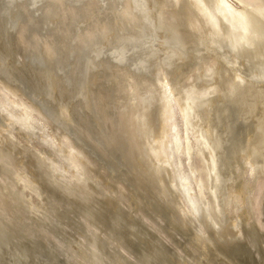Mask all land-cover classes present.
<instances>
[{
    "label": "bare ground",
    "instance_id": "bare-ground-1",
    "mask_svg": "<svg viewBox=\"0 0 264 264\" xmlns=\"http://www.w3.org/2000/svg\"><path fill=\"white\" fill-rule=\"evenodd\" d=\"M15 80L18 85L14 83ZM0 134L3 139L10 142H14L12 138L19 136L24 139L23 141L32 143L37 155L35 157L37 164L34 162L36 168H40L38 165L43 164L46 170L44 173L42 169L41 175L44 177V174H48L46 178L52 179L51 182L53 180L57 182L58 184L53 181L54 184L60 185L65 197L69 196L68 192L76 191L77 197L71 199L79 206L82 205L86 211L85 206L91 208L88 204H91L92 199H87L85 196L93 192L94 189L91 187L95 183V178L103 182V184L97 182L96 185L105 187L108 186L105 184L107 179L105 177L108 175L106 168L100 166V169L97 168L98 161H94L88 154L89 151L88 153L87 150L85 151L82 143L85 148L88 145L89 148L93 147V152H96L94 154L102 153L99 156L100 160L103 158L102 155L105 156L104 159L106 158L105 152L113 156L110 150L112 152L121 150L126 153L127 157L121 159L123 161L120 160L123 153L120 152V157L117 156L121 162L116 158L118 163L113 166L115 169L117 164L118 166L125 164L123 162L128 156L132 158V164L129 162L133 165H129L132 169H125L127 174L121 170V174L124 177L129 173H133L130 177L140 172L141 176L145 174L147 178H144V175L142 177L146 179L145 185L150 183L148 187H156L154 193L145 188L146 191L152 193L153 197L159 195L161 198L164 197L162 200L165 199L166 204L172 209L171 216L174 215L180 225H183L182 227L186 225L193 229L192 232L190 228L185 227L192 232L190 235L188 231L190 236L187 237L193 239L189 241H195L196 245L198 243L201 245L204 241L206 243L208 239L203 237L206 232L210 233L207 238L212 236V232L220 235L218 237L222 240L224 236L222 233L219 234L221 231H224L223 234L227 232V237L234 233V237L229 236L230 239L238 237L247 224V219H243L242 214L251 215L255 225L258 226L253 225V230L263 229L260 232L264 235L262 220L264 219L262 218L264 217V0H0ZM2 143L0 145L3 146ZM7 143L5 145L8 146ZM19 144L17 143V146ZM13 145L15 144H10L12 151L17 149L20 152V149H23L21 153H24L27 149L24 147L25 144L24 148L21 145L18 146L21 148L16 146L15 149H12ZM28 153L31 155V152ZM110 156L107 157L108 160H111ZM112 158L116 160L115 157ZM4 159L12 162L11 158L4 156ZM4 159L2 158L5 162ZM104 159L101 162L105 161ZM128 159L126 164L130 161ZM24 163L13 166L14 168L19 166L20 170L24 167L26 170L30 166L32 168L30 165L32 162L27 164L26 161V165ZM113 167L110 166L112 169ZM86 168H91L90 170L95 172L96 175L92 174V171L90 173L91 176H95H92L94 179L89 176L90 170ZM25 169L14 172L15 175L10 173V170L9 173L16 177L15 182L21 185L23 192L28 191L26 193L31 196L30 198L38 196L42 192L36 187L39 175L35 176L34 171L31 174ZM113 176L115 177L116 174ZM126 177L124 180L127 179ZM148 177H151V181L154 180L155 186L148 181ZM49 179L47 180L50 182ZM137 179L136 182L139 181ZM90 182H93L92 185ZM5 187L4 185L3 188ZM85 187L92 189L88 195V191L87 193L84 191ZM140 188L138 189L141 191L144 187ZM53 191L55 193V190ZM155 192L158 193L157 196H154ZM80 195L84 199H80ZM149 196L146 198L148 199ZM39 197L42 199L41 196ZM126 197H130L129 194H126ZM68 198L67 200L70 201V197ZM85 200L87 203L84 202ZM95 200L93 199L94 202ZM113 201L112 203L116 200ZM29 202L34 206L31 200ZM106 203L105 205H108ZM121 204L118 203V206ZM161 205L163 208L167 206L164 207L162 202ZM75 206L73 207L77 208ZM139 207L143 208V206ZM11 209L7 210L12 211ZM67 210L66 208L65 211ZM131 210L129 209V213ZM165 210L163 215L167 217L168 210ZM35 211L37 212V207ZM75 211L78 212L79 209ZM72 212L73 210L71 214ZM79 212L84 216L83 211ZM96 213L98 214L99 211ZM81 218L83 217L80 216ZM105 219L107 221L108 217ZM83 222L78 224L82 225ZM172 222L170 223L173 226ZM242 225L243 229H241ZM119 233L121 234V231ZM211 241L207 243L211 245ZM4 247L6 248V245ZM117 247L116 249L119 248ZM205 249L207 251L209 247ZM147 256L145 257L149 258ZM161 256L162 253L158 257ZM189 257L191 260V256ZM183 260L185 262V259ZM69 261L70 259L66 263Z\"/></svg>",
    "mask_w": 264,
    "mask_h": 264
},
{
    "label": "rangeland",
    "instance_id": "rangeland-1",
    "mask_svg": "<svg viewBox=\"0 0 264 264\" xmlns=\"http://www.w3.org/2000/svg\"><path fill=\"white\" fill-rule=\"evenodd\" d=\"M14 83L15 84H17V82H16V80L14 81ZM18 85V84H17ZM2 134H4V133H2ZM2 135L0 134V137H1ZM3 137V136H2ZM0 138L2 141H6L5 143H2V141L0 140V142L3 144V146L2 145H0V146H2V147H0V156H2V157H0L1 159L0 160H2V158L4 159V156H5V158H11V160H12V162L10 161V160H5V162L2 160L1 161V163H0V182H2V183H0V198H1V200H0V227H2L1 229H0V264H38V260H39V264H46V262H47V264H73V262H74V264H88L89 262V264H116L117 262V264H136V262H137V264H149L148 262H151L150 264H163V262L164 263H166V264H193V262L195 263V264H232L233 262V264H264V262H263V259H264V245H263V243H264V235L260 232V231H262V230H257V231H255V228H254V230H253V228L252 227H254L253 225H255L256 223L253 221V219H252V216L251 215H245V214H242V218L243 219H247L246 221H247V224L246 225H244V226H246L245 228L243 227V225L241 226V229H243V231L241 230V233L239 234V236L238 237H236V238H233V239H230V237H232V235H233V237H234V233H229L228 235L230 236H228L227 237V235H226V233L227 232H225L224 234H223V232L224 231H221L219 234H221L222 233V235L224 236V237H222V240H220L221 239V237H218V236H220V235H216V234H214V233H212L210 230V232H211V235L212 236H210L211 237V240H213V239H216V240H218V241H215L214 242V240L213 241H211V240H209V238H207L208 237V235H210V233L209 232H206L205 234H203V237H204V239H205V237H206V239H208L207 241H206V243L208 242V241H211L210 242V244L211 245H213V246H211V245H209L208 243V245L206 246V243H205V241L203 242V243H201V245H199V243L196 245V243H195V241L194 242H191V241H193V239H191L190 237H187V235L188 236H190V235H192V230L193 229H191L190 227H188V226H184V227H182L181 225H180V222L174 217V215L173 216H171L172 215V209L166 204V200L165 199H163L162 200V198H164V197H162L161 198V195H159V197L157 196V194L158 193H156L155 192V194H154V196L156 195L157 197H153L152 196V193L150 194L149 192H147V191H150V192H153L154 193V189L156 188V187H148V185L150 184V183H148V181H151V177H148V181H146V183H148L147 185H145V180L146 179H142V177H143V175H144V178H147L146 177V175L145 174H143L142 176H141V172L137 175V174H134V176L132 175V177H130L131 176V174H133V173H129L128 175H127V177H126V175H125V177L127 178V179H125L124 180V175H122L121 173V170L122 171H124V172H126V174H127V168H129L128 170H131L132 169V167L131 166H133V165H131L132 163H131V159H130V157L128 156V158L130 159V161H127V163L128 164H126V160L128 159H125L124 161L125 162H123V163H125V164H123L122 166H123V168H122V166H118V164H117V166H116V169H115V167H113L114 165H115V163H118L121 159H123V157L125 158V157H127V155H126V153H123V152H121V150L119 151H113L112 152V150H110L111 151V153H113V156H110L109 154H106V153H108V152H105V154L104 155H107L106 156V158L108 157V156H110L111 157V160H110V162L112 163H110L109 162V160H108V158H107V160H106V158L104 159V157L105 156H101V157H103V158H101V160H105V161H102L101 162V160H100V158H99V156L102 154V153H98L97 152V155L96 154H94V153H96V152H93V147H90L89 148V145H88V147L86 146V148H85V146H84V143H82V146H83V148L85 149V151L88 153V151H89V155H91V157L94 159V161H98V162H96L97 163V168L98 169H100L101 167L103 168V169H105L106 171H107V177H105V179H106V181H105V179H104V181L106 182L105 184L106 185H108V186H110L109 188H105V187H108V186H103L102 185V187H101V185L99 184V185H96L95 183H102L103 184V182L102 181H100L99 180V178H95V183L92 185V183H91V185L93 186V187H91V188H93L94 190H93V192L95 193H91V190L92 189H90V187H89V189L87 190L88 191V193L87 192H85V193H87V195L89 194V193H91L89 196H85V195H83V196H85V197H87V199L88 198H90V200H91V204H88V205H91L90 207L91 208H89V206H85L86 207V209H87V211L85 210V209H83L84 207L82 206V205H80L79 206V204H76L75 203V200H73L72 201V199H74V198H72L71 199V197L70 196H66L65 197V194L63 195V189H61V187H60V185L58 186L57 184V182H55L54 180V182L55 183H57V184H54V182L52 181L51 182V180L52 179H49V178H46V177H48V174H44V177H43V175H41L42 174V172L44 171V173H45V167L44 166H42V165H38L40 168H41V172L39 171V169L40 168H36L37 167V165H35V163L37 164V162H36V159H35V157L37 156L35 153V150H34V148L32 147V143L31 144H29L28 142H26V141H23L19 136H16L15 137V139H13L12 138V140H14V142L12 141V142H10V141H8L7 139L5 140V139H3V138ZM19 138L23 141H21V140H19ZM19 140V141H18ZM15 141H16V143H15ZM18 141V142H17ZM8 142V143H7ZM9 142H10V144L12 145V143H14L15 145H13V147H12V149H15V147L17 146V143L19 144L18 146H21L22 148H24L25 147V149L26 150H29V151H26L25 150V154L22 152L21 153V151L23 150V149H20V152L17 150V149H15V150H13L14 151V155H13V151L12 150H10L11 149V146H10V144H9ZM0 143V144H1ZM8 144V146L7 145H5V144ZM24 144H25V146H24ZM28 144V145H27ZM81 144V143H80ZM31 145V146H30ZM86 145V144H85ZM17 146V147H18ZM24 146V147H23ZM6 147V148H5ZM9 149H8V148ZM16 147V148H17ZM21 147H18V148H21ZM2 148V149H1ZM88 148V149H87ZM17 151H18V153H17ZM24 151V150H23ZM107 151H109V149L107 150ZM110 151H109V153H110ZM5 152H7V153H5ZM12 152V153H11ZM27 152V153H26ZM28 152H31V155H29L30 153H28ZM93 152V153H92ZM119 152V153H118ZM123 153V155H121V153ZM11 153V155L13 156H11V155H9ZM15 153H17V154H15ZM19 153H21L20 155H21V157H20V155H18ZM32 153L34 154V156H32ZM110 153V154H111ZM116 153H118V155H116ZM5 154V155H4ZM6 154H8V155H6ZM23 154V155H22ZM25 155V156H24ZM115 155V156H114ZM119 155H121V158H120V160H119ZM125 155V156H124ZM8 156V157H7ZM9 156H11V157H9ZM15 156H17V157H15ZM94 156V157H93ZM98 156V157H97ZM117 156H119L118 158H117ZM33 157V158H32ZM109 157V158H110ZM112 157H115V159L117 158L118 159V162H117V159L116 160H113L114 158H112ZM28 158V159H27ZM16 161H15V160ZM17 159H19V160H17ZM21 159H23V160H21ZM25 159H26V161H27V164L29 163V160L32 162H30L29 164L30 165H32V168L34 169H32L31 168V166L28 168V170H26L25 169V167L23 168V169H25V171L27 172H31V174H32V172H33V174H35V176L36 175H39V178H38V176H37V184L39 185H36V187L37 188H39V189H41L40 191H42L41 192V194L38 192V190H37V192L39 193V195L38 196H34V197H32V198H30L31 196H29L28 195V193H26V192H28V191H25V192H23L22 191V189H21V185H19L18 183H16L15 182V173L16 172H19V166L18 167H15L14 168V166H16V165H20V164H18V163H26V161H25ZM33 159V160H32ZM128 159V160H129ZM14 160V161H13ZM6 161H8L9 162V164H8V162H7V164L9 165H7V164H3V163H6ZM22 161V162H21ZM115 161V162H114ZM121 161H123V160H121ZM120 161V162H121ZM10 162H11V164H10ZM35 162V163H34ZM101 162V163H100ZM131 164H130V163ZM24 163V164H25ZM39 163V164H40ZM133 163H135V162H133ZM1 164H3V165H1ZM13 164H14V166H13ZM104 164V165H103ZM26 165V164H25ZM125 165H126V168H125ZM129 165H131V166H129ZM3 166H5L7 169H5V167L3 168ZM27 166H29V165H27ZM99 166H100V168H99ZM110 166L111 167H113V169L112 168H110ZM128 166V167H127ZM88 167V166H87ZM109 167V168H108ZM119 169H118V168ZM3 168V169H2ZM35 168H36V170H37V172H36V170H35ZM108 168V169H107ZM121 168V169H120ZM14 169V170H13ZM17 169H18V171H17ZM23 169H21L20 171H22ZM32 169V171H30ZM42 169H44L43 171H42ZM86 169H88V170H90L89 168H86ZM97 169V170H98ZM102 169V170H103ZM126 169V170H125ZM2 170V171H1ZM9 170H10V173H12V174H14L13 176H12V174H10L9 173ZM87 170V171H88ZM8 172V174H7V172ZM39 171V172H38ZM91 171L92 170H90V172H89V174L91 173ZM109 171H111V172H109ZM113 171V172H112ZM5 173V175H7V176H5L3 173ZM15 172V173H14ZM93 173L92 174H94V175H96L95 174V172L94 171H92ZM100 171H98V173H99ZM36 173H40V174H36ZM109 173V174H108ZM110 173H113V174H110ZM117 173H119L118 175H117ZM88 174V175H89ZM116 174V176L114 177L113 175H115ZM41 175V176H40ZM45 175H47V176H45ZM94 175H92V176H94ZM121 177H120V176ZM135 175H137V177H138V179H137V177L135 176ZM91 178H93L92 176H91V174L89 175ZM118 176V180L120 181H116L117 179H116V177ZM139 176H141L140 177V179H139ZM10 177V178H9ZM41 177H43L44 179H46V181L42 178L41 179ZM95 177V176H94ZM102 177H103V175H102ZM135 177V178H134ZM109 178H110V180H109ZM10 181H9V180ZM47 179H49L50 180V182L47 180ZM94 179V178H93ZM97 179V180H96ZM112 179V180H111ZM123 179V180H122ZM136 179H137V181L138 182H136ZM142 179V180H141ZM40 180H43V181H40ZM128 180V181H127ZM132 180V181H131ZM48 181V182H47ZM112 181V182H111ZM115 181L117 182V183H115ZM141 181V182H140ZM11 182V183H10ZM40 184H39V183ZM42 182H44V183H42ZM132 182H135L134 184L132 183ZM152 183H153V185H154V180H152L151 181ZM10 183V184H9ZM12 183H14V185L12 184ZM54 185V186H52V184ZM108 183V184H107ZM114 183V184H113ZM118 183H121V185L123 186H121L120 184H118ZM128 185H127V184ZM132 185H131V184ZM144 183V184H143ZM3 184V185H2ZM18 184V185H17ZM43 184V185H42ZM138 184V185H137ZM142 184V185H141ZM4 185L6 186L5 187V189L3 188L4 187ZM11 185V186H10ZM50 185V186H49ZM117 185V186H116ZM118 185H120V186H118ZM137 185V186H136ZM152 185V184H151ZM150 185V186H151ZM42 186V188H40ZM56 186V187H55ZM99 186H100V188H99ZM139 186V187H138ZM142 186V188H143V190H139L138 188H140ZM146 186V187H145ZM155 186V185H154ZM17 187H20V188H17ZM35 187V188H36ZM45 187V188H44ZM105 189H104V188ZM111 187H113V188H111ZM121 187V189L119 190V188ZM134 187V188H133ZM148 187V188H147ZM3 188V189H2ZM9 188V189H8ZM54 188V189H53ZM104 189V191L106 192H104V191H102L103 189ZM124 188V189H123ZM147 189V191H146V189ZM150 188H152L151 190H153V191H151L150 190ZM16 189V190H15ZM55 190V193H54V191L53 190ZM59 189V190H58ZM97 189V190H96ZM102 189V190H101ZM107 189V190H106ZM109 189V190H108ZM128 189V190H127ZM135 189V190H134ZM137 189V190H136ZM141 189V188H140ZM17 190H18V192H17ZM51 190V191H50ZM57 190V191H56ZM89 190H90V192H89ZM101 190V191H100ZM125 190V191H124ZM132 190V191H131ZM4 191V192H3ZM8 191V192H7ZM16 191V192H15ZM48 191H49V193H48ZM98 191V192H97ZM99 191H100V193H99ZM108 191V192H107ZM121 191V192H120ZM129 191V192H128ZM140 191V192H139ZM146 191V193H144ZM11 192V193H10ZM20 192V194H18ZM23 192V193H22ZM110 192H112V194H110ZM116 194H115V193ZM123 192V193H122ZM127 192V193H126ZM132 192V193H131ZM134 192V193H133ZM141 192H142V194H141ZM1 193H3V194H1ZM10 193V194H9ZM15 193H16V195H15ZM47 193V194H46ZM56 193H58V194H56ZM81 193H83V190L81 191ZM114 193V194H113ZM120 193V194H119ZM129 194V196L131 197H126V194ZM136 193H137V195H136ZM8 196H7V195ZM13 194V195H12ZM23 194H25V195H23ZM49 194V195H48ZM102 194V195H101ZM132 194V195H131ZM135 196H134V195ZM145 194H146V196H145ZM150 196H149V195ZM6 195V196H5ZM12 197H11V196ZM22 195H23V197H22ZM61 195H63V196H61ZM92 195V196H91ZM96 195H98V196H100L101 198H99L98 196H96ZM104 195V196H103ZM116 195H117V197H116ZM140 195H143L142 197L140 196ZM15 196V197H14ZM18 196V197H17ZM39 196H41L42 197V199L39 197ZM96 196V197H95ZM102 196H103V198L105 199H103L102 198ZM128 196V195H127ZM149 196V198H150V200H149V198L147 199L146 197H148ZM36 197H38V198H40L41 199V201H39L38 200V198H36ZM65 197V198H64ZM68 197H70V201L69 200H67V199H69ZM80 197H82L81 195H80ZM91 197H93V198H91ZM135 197V198H134ZM141 197V198H140ZM3 198V199H2ZM13 198V199H12ZM30 198V199H29ZM96 198H99L98 200L96 199ZM127 198V199H126ZM154 198V199H153ZM37 199V200H36ZM64 199V200H63ZM65 199H66V201H65ZM81 199V198H80ZM84 199V198H83ZM93 199L95 200V202L93 201ZM101 199V201H99ZM111 199H114V201L116 202H114L113 200H111ZM118 199V200H117ZM122 199V201H120ZM139 201H138V200ZM141 199V200H140ZM144 199H145V201H144ZM152 199V200H151ZM156 199H158V200H156ZM8 200V201H7ZM17 200V201H16ZM20 200V201H19ZM22 200V201H21ZM28 200V201H27ZM32 201L33 202V205L35 206H32L30 203L31 202H29V201ZM34 200V201H33ZM49 200H50V202H49ZM108 200H109V202H108ZM129 200V201H128ZM155 200H156V202H155ZM11 201V202H10ZM18 201H19V203H18ZM26 203V204H24V202ZM39 201V202H38ZM46 201V202H45ZM64 201V202H63ZM93 201V202H92ZM98 201H99V203H98ZM102 201H104V202H102ZM112 201L115 203H112ZM133 201V202H132ZM149 201H151V202H149ZM11 204H10V203ZM16 202V203H15ZM22 202V203H21ZM27 202H28V204H27ZM49 202V203H48ZM69 202V203H68ZM107 202V203H106ZM121 202H123V204H121ZM147 202H149L148 204H147ZM157 202H159L158 203V205H160V207L162 206L161 205V202L163 203V205H164V207L166 206V208H163V206H162V209H160V207L156 204ZM54 203V204H53ZM70 203H72V204H70ZM92 203H95V204H92ZM98 203V204H97ZM101 203V204H100ZM105 203L106 204H108L109 205V203H110V206H114V208L117 210H115L114 211V208L113 207H111L110 208V206H108V205H105ZM118 203L119 204H121V205H119L118 206ZM51 204V206H49ZM68 204H70L69 205V207H68ZM112 204V205H111ZM132 204H134V205H132ZM166 204V205H165ZM9 205V206H8ZM12 205V206H11ZM20 205V207H18ZM28 205V206H27ZM36 205H38V206H36ZM55 205V206H54ZM67 205V206H66ZM75 205H77V206H75ZM124 205H126V206H124ZM148 205V206H147ZM152 206V208H151V206ZM153 205H154V207H153ZM157 205V206H156ZM17 206V207H16ZM30 206H32V208L30 207ZM70 206H72V207H70ZM73 206H75V207H77V208H74ZM82 206V207H81ZM94 206V208H92ZM108 208H106V207ZM130 208H129V207ZM133 206V207H132ZM139 206H143V208L142 207H139ZM36 207H37V212L35 211L36 210ZM50 209H49V208ZM57 207V208H56ZM64 207V208H63ZM98 208V209H95V208ZM101 207V208H100ZM105 207V208H104ZM122 207V208H121ZM124 207V208H123ZM127 207V208H126ZM157 207H159L158 209H157ZM168 207V208H167ZM11 208H15L14 210L13 209H11ZM29 208V209H28ZM39 208V209H38ZM42 208V209H41ZM66 208L68 209L67 211H65L66 210ZM69 208H71L72 210H73V214H71V209H69ZM89 208V209H88ZM131 210L130 211V213H129V209ZM146 208V209H145ZM170 208V209H169ZM7 209H11L12 211H10V210H7ZM23 211H22V210ZM54 209V210H53ZM77 209H79V211L81 210V211H83L84 212V216H82V214L78 211H75V210H77ZM92 209V210H91ZM94 209V210H93ZM102 209H103V211H102ZM127 209V210H126ZM150 211H149V210ZM168 210L169 212H171V214H168L169 212L167 211V217H166V215H163V214H165V212H164V210ZM16 210V211H15ZM17 210H18V213H17ZM20 210V211H19ZM35 211V212H31V211ZM53 210V211H52ZM56 210V211H55ZM63 210V211H62ZM99 211V213L102 211V214L100 213H96V212H98ZM120 210V212H118ZM139 210L141 211V212H139ZM160 210H162L161 212H160ZM165 210V211H166ZM27 211V212H26ZM47 211V212H46ZM61 213H60V212ZM89 211V212H88ZM123 211V212H122ZM19 212H20V214H19ZM22 212V213H21ZM87 212H88V214H87ZM93 212H94V214H93ZM112 212H114V214L112 213ZM128 212V213H127ZM148 212V213H147ZM150 212V213H149ZM4 213H6V214H4ZM29 213V214H28ZM53 213V214H52ZM87 215H86V214ZM107 213V214H106ZM3 214V215H2ZM18 214V215H17ZM54 214H57V215H54ZM66 214V215H65ZM77 214H79V215H77ZM81 214V215H80ZM116 214V215H115ZM148 214V215H147ZM2 215V216H1ZM5 215V216H4ZM19 215H21V216H19ZM42 215V216H41ZM60 215V216H59ZM64 215V216H63ZM68 215V216H67ZM71 215H72V218H70L71 217ZM73 215H75V216H73ZM92 215H94V218H96L97 216H99V215H101V216H99V217H97V219H94L93 217H92ZM103 215V216H102ZM112 215V216H111ZM150 215V216H149ZM8 216V217H7ZM55 218H54V217ZM62 216V217H61ZM80 216L81 217H83V218H81L80 219ZM87 216V217H86ZM91 216V217H90ZM114 216V217H113ZM118 216V217H117ZM125 216H127L126 218H125ZM145 216H146V218H145ZM169 216H171L170 217V219H167ZM52 217V218H51ZM56 217H58V218H56ZM62 219V220H64V221H62L60 218ZM78 217H79V219H78ZM90 219H89V218ZM101 217V219H99ZM107 218L108 217V220L107 221H105L106 219L105 218ZM109 217H110V219H109ZM173 217V218H172ZM91 218H93V220H95V221H93ZM135 218H137L136 219V221L134 220ZM149 218V219H148ZM155 218V219H154ZM173 219V222H172V219ZM175 218V219H174ZM250 218V219H249ZM262 218H264V217H262ZM11 219V220H10ZM82 219H84V220H82ZM87 221H86V220ZM124 219V220H123ZM141 219V220H140ZM159 219V220H158ZM167 221V223H166V221ZM4 220H6V221H4ZM98 220H100V221H98ZM101 220H104V222L102 221L101 222ZM114 220V221H113ZM122 220V221H121ZM138 220H139V222H138ZM169 220V221H168ZM171 220V221H170ZM178 221V223H174L175 221ZM249 220V221H248ZM263 220V223H264V219H262ZM13 221V222H12ZM57 223H56V222ZM59 221H60V223H59ZM77 221V222H76ZM80 221V222H79ZM84 221V222H83ZM88 221H89V223H88ZM108 221H110V222H108ZM118 221V222H117ZM9 224H8V223ZM52 222V223H51ZM83 222V227H82V225L81 224H78V223H82ZM86 222V223H85ZM94 222V223H93ZM99 222V223H98ZM115 222V223H114ZM170 222H172L173 223V226L171 225V223ZM50 223V224H49ZM54 223V224H53ZM67 224V225H65V224ZM98 223V224H97ZM112 223V224H111ZM123 223H124V225L127 227H125L124 225H123ZM128 223V224H127ZM148 223V224H147ZM6 224V225H5ZM11 224H12V226H11ZM70 226H69V225ZM85 224V225H84ZM100 224V225H99ZM111 224V225H110ZM114 224V225H113ZM134 224V225H133ZM142 224H143V227H142ZM176 226H175V225ZM182 224V223H181ZM42 225H44V226H42ZM56 225V226H55ZM64 225V226H63ZM104 225H106V227L104 226ZM108 225V226H107ZM118 225V226H117ZM129 225H131L130 227H129ZM137 225V226H136ZM155 225H156V227H155ZM179 225V227H177ZM57 226H58V228H57ZM63 226V227H62ZM74 226V227H73ZM78 226H81V227H78ZM88 226V227H87ZM95 226V227H94ZM102 226V227H101ZM104 226V227H103ZM111 226V227H110ZM112 226L114 227L113 229H112ZM116 226V227H115ZM122 226V227H121ZM148 226V227H147ZM251 226V227H250ZM17 227V228H16ZM45 227V228H44ZM52 227V228H51ZM55 227V228H54ZM66 227V228H65ZM101 227V228H100ZM140 227V228H139ZM142 227V228H141ZM146 227V228H145ZM158 227H160V228H158ZM183 228V230L185 231V232H183V230H182V228ZM188 227V228H190V230L192 231H189L188 229L186 230V228ZM255 227H258V226H256L255 225ZM264 227V226H263ZM9 228V229H8ZM71 228V229H70ZM73 228V229H72ZM83 228V229H82ZM95 228V229H94ZM102 228H104V229H106V230H104V229H102ZM109 228V230H107ZM126 229V231H125V229ZM135 228V229H134ZM167 228V229H166ZM169 228V229H168ZM179 228V229H178ZM45 229V230H44ZM84 229H86V230H84ZM92 229H94V232L93 231H91ZM120 229V230H119ZM123 230V232H122V230ZM131 230V231H128V230ZM142 229V230H141ZM147 229V230H146ZM149 229V230H148ZM258 229V228H257ZM56 230V231H55ZM61 230V231H60ZM67 230V231H66ZM77 230V231H76ZM96 230V231H95ZM99 230V231H98ZM111 230V231H110ZM134 230H136V231H134ZM172 230V231H171ZM174 230V231H173ZM244 230H246V232L244 231ZM251 230V231H250ZM70 231V232H69ZM90 232V234H89V232ZM101 231V232H100ZM121 231V234L119 233ZM125 231V232H124ZM128 231V232H127ZM146 231V232H145ZM148 231H149V233H148ZM152 231V232H151ZM160 231V232H159ZM182 231V232H181ZM188 231L190 232V235L188 234ZM208 231V230H207ZM228 231H229V229H228ZM233 231H235V230H233ZM247 231H248V233H247ZM256 232V234H255V232ZM28 232V233H27ZM65 232V233H64ZM79 232V233H78ZM108 232V233H107ZM116 232V233H115ZM118 232V233H117ZM159 232V233H158ZM174 232V233H173ZM177 232V233H176ZM251 232V233H250ZM262 234H260V233ZM264 232V231H263ZM46 233V234H45ZM69 233V234H68ZM75 235H74V234ZM81 233V234H80ZM86 233H87V235H86ZM99 233V234H98ZM104 233H105V235H104ZM106 233H107V235H106ZM126 233V234H125ZM148 233V234H147ZM153 233V234H152ZM160 233H162V234H160ZM169 233V234H168ZM184 233L186 234V235H184ZM245 233H247V234H245ZM253 233V234H252ZM63 234H64V236H63ZM93 234V235H92ZM111 234H112V236H114V237H112L111 236ZM115 234H117V235H115ZM136 236H135V235ZM175 234V235H174ZM214 234V235H213ZM243 234H245L244 235V237L242 238V235ZM259 234V235H258ZM77 235V236H76ZM80 235H81V237H80ZM86 235V236H85ZM122 235V236H121ZM123 235H124V237H123ZM145 235V236H144ZM156 235H158V236H156ZM221 235V236H222ZM225 235H226V237H225ZM2 236V237H1ZM75 236V237H74ZM89 236V237H88ZM108 236V237H107ZM140 236V237H139ZM144 236V238H142ZM167 236V237H166ZM170 238H169V237ZM215 238H214V237ZM255 236V237H254ZM65 237V238H64ZM72 237V238H71ZM110 237V238H109ZM134 238V241H133V238ZM181 237H182V239H181ZM240 237V238H239ZM260 239H259V238ZM262 237V238H261ZM77 238H78V240L79 241H77ZM83 238V239H82ZM97 238V239H96ZM102 238V239H101ZM106 238V239H105ZM112 238V239H111ZM120 238V239H119ZM136 238V239H135ZM148 238V239H147ZM158 238V239H157ZM190 238V239H189ZM220 238V239H219ZM224 238V239H223ZM239 238V239H238ZM257 240H256V239ZM73 239H75V240H73ZM87 239V240H86ZM92 239V240H91ZM101 241H100V240ZM109 239V240H108ZM125 239V240H124ZM159 239H161L160 241H159ZM172 239V240H171ZM225 239H226V241L227 242H229L228 244H226L227 242L225 241ZM246 240V242H244L245 240ZM253 239H254V241H253ZM263 239V240H262ZM58 240V241H57ZM63 240V241H62ZM68 240V241H67ZM81 240H82V242H81ZM89 240V241H88ZM107 240V241H106ZM127 240V241H126ZM137 240V241H136ZM147 240V241H146ZM152 240V241H151ZM156 240V241H155ZM168 240V241H167ZM189 240H191V241H189ZM231 240H233L232 242H231ZM262 240V241H261ZM94 241V242H93ZM104 241H105V244H107V245H105L104 244ZM115 241H117L118 242V244L119 245H117V242L115 243ZM122 241H123V243H122ZM130 241V242H129ZM132 241V242H131ZM146 241V242H145ZM163 241V242H162ZM171 241V242H170ZM178 241H179V243H178ZM225 241V242H224ZM27 242V243H26ZM78 242V243H77ZM108 242V243H107ZM110 242V243H109ZM129 242V243H128ZM153 242H154V244H153ZM158 242V243H157ZM162 242V243H161ZM169 242V243H168ZM186 242H189V243H191V244H189V243H186ZM212 242H213V244H212ZM236 242V243H235ZM238 242V243H237ZM263 242V243H262ZM5 243V244H4ZM61 243V244H60ZM67 243H70L69 245L67 244ZM83 245H82V244ZM89 245H88V244ZM93 243H94V245H93ZM100 243V244H99ZM101 243H103V244H101ZM112 243V244H111ZM137 243V244H136ZM141 243V244H140ZM152 243V244H151ZM166 243V244H165ZM175 243H177V244H174ZM181 243V244H180ZM193 243H195V245L197 246H195ZM216 245H215V244ZM219 245H218V244ZM223 243V244H222ZM57 244V245H56ZM73 244V245H72ZM80 244V245H79ZM91 244V245H90ZM110 244V245H109ZM149 244V245H148ZM157 244L158 245H160L159 247L161 248H159L158 246H157ZM188 244V245H187ZM203 244H204V246H203ZM222 244V245H221ZM241 244V245H240ZM257 244V245H256ZM6 245V248L4 247ZM59 245V246H58ZM72 245V246H71ZM95 247H93V246ZM102 246V247H100V246ZM104 245V246H103ZM112 245V246H111ZM116 245V246H115ZM121 245V246H120ZM136 245V246H135ZM140 245V246H139ZM150 245H151V247H150ZM153 245V246H152ZM155 245V246H154ZM182 245V246H181ZM190 245V246H189ZM199 245V246H198ZM215 245V246H214ZM218 245V246H217ZM232 245V246H231ZM249 245V246H248ZM58 246V247H57ZM77 246L79 247V248H77ZM87 246H88V248H87ZM92 246V247H91ZM98 246V247H97ZM120 248H118V247ZM122 246H124V247H122ZM186 246H188V247H186ZM192 246V247H191ZM201 246V248H199ZM206 246V247H205ZM222 248H221V247ZM241 246V248H239ZM242 246H244V247H242ZM248 246V247H247ZM251 246V247H250ZM260 246V247H259ZM3 247V248H2ZM67 247V248H66ZM71 247V248H70ZM86 247V248H85ZM106 247V249H104ZM114 249H113V248ZM116 247L118 248V249H116ZM122 247V248H121ZM136 247H137V249H136ZM142 247V248H141ZM185 247V248H187V249H183V248ZM189 247H190V249H189ZM193 247H196V248H193ZM209 247V249H207V251H206V249L205 248H208ZM214 247H216V248H213ZM217 247H218V249H217ZM232 247V248H231ZM234 247H236V248H234ZM255 247V248H254ZM84 248V249H83ZM93 248L95 249V251H93ZM124 248V249H123ZM129 248V249H128ZM156 250H155V249ZM180 248V249H179ZM212 248V249H211ZM252 248V249H251ZM262 248V249H261ZM63 249H64V251H63ZM75 249V250H74ZM165 249H168V251L167 250H165ZM193 249H195V250H193ZM203 249H205V250H203ZM220 249H222L223 251H224V254H223V251L222 250H220ZM230 249V250H229ZM255 249V250H254ZM9 250V251H8ZM72 250H74V251H72ZM82 250V251H81ZM110 250V251H109ZM134 250V251H133ZM140 250H141V252H140ZM149 250H151V251H149ZM153 250V251H152ZM164 250V251H163ZM175 250V251H174ZM194 251L193 253H192V251ZM196 250L198 251V252H196ZM203 250V251H202ZM210 250V251H209ZM216 250V251H215ZM236 250H238L237 252H236ZM241 252H240V251ZM245 250V251H244ZM91 251H93V253L91 252ZM98 251V252H97ZM101 251H103V252H105V253H101ZM113 251H115V252H113ZM124 251V252H123ZM155 251H157L156 253L157 254H161L162 253V256L161 257H158L159 255H157L156 253H155ZM160 251V252H159ZM165 251H166V253H165ZM171 251V252H170ZM179 251V252H178ZM182 251V252H181ZM201 251V252H200ZM217 251H218V253H217ZM231 251H232V253H231ZM235 251V252H234ZM2 252V253H1ZM14 252V253H13ZM61 252V254H59ZM84 252V253H83ZM88 252V253H87ZM130 252V253H129ZM147 252V253H146ZM185 252V253H184ZM187 252V253H186ZM196 252V254L194 255V253ZM209 252H211V253H209ZM251 252V253H250ZM263 252V253H262ZM22 253H23V255H22ZM51 253V254H50ZM54 253V254H53ZM87 253V254H86ZM92 253V254H91ZM102 255H101V254ZM110 255H108V254ZM115 253V255H113ZM123 253V254H122ZM126 253H127V255H126ZM192 253V254H191ZM202 253V254H201ZM217 253V254H216ZM227 253H228V255H227ZM233 253H235L233 256H232V254ZM238 253V254H237ZM244 253V254H243ZM249 254V256H248V254ZM256 253V254H255ZM262 253V254H261ZM15 254V255H14ZM57 254V255H56ZM91 254V255H90ZM104 254V255H103ZM118 254V255H117ZM133 254V256H131ZM177 256H176V255ZM182 256H181V255ZM190 254V255H189ZM239 254H241V255H239ZM251 254V255H250ZM51 255V256H50ZM62 255V256H61ZM69 255V256H68ZM101 255V256H100ZM106 255V256H105ZM146 255H148L147 257H149V258H146L145 256ZM152 255V256H151ZM175 255V256H174ZM78 256V257H77ZM81 256V257H80ZM90 256V257H89ZM107 256H109V258H107ZM116 256V257H115ZM164 256V257H163ZM181 256V257H180ZM186 256V257H185ZM189 256H191V260H190V257ZM197 256V257H196ZM198 256H199V258H198ZM236 258H235V257ZM259 256V257H258ZM14 257V258H13ZM38 257H39V259H38ZM80 257V258H79ZM99 257H101V259L99 258ZM104 257V258H103ZM118 257V258H117ZM121 257H122V259H121ZM175 257H176V259H175ZM182 259H180V258ZM195 259H194V258ZM251 257V258H250ZM79 258V259H78ZM112 260H111V259ZM117 258V259H116ZM131 258V259H130ZM134 258V259H133ZM146 258V259H145ZM155 258V259H154ZM164 258V259H163ZM178 258V259H177ZM187 258H188V260H187ZM192 258H193V261H192ZM225 258V259H224ZM33 259V260H32ZM37 259V260H36ZM42 259V260H41ZM44 259H45V261H44ZM70 259V261L68 262V263H66L68 260ZM91 259V260H90ZM95 259V260H94ZM100 259V260H99ZM103 259V260H102ZM128 259V261H126ZM147 259H148V261H147ZM153 259V260H152ZM161 259V260H160ZM183 259H185V262H184V260ZM221 259V260H220ZM238 259H239V261H238ZM258 261H257V260ZM49 262H48V261ZM53 260V262H51ZM66 260V261H65ZM99 260V261H98ZM122 260V261H121ZM135 260V261H134ZM155 260V261H154ZM158 260V261H157ZM176 260H178V261H176ZM198 260V261H197ZM220 260V261H219ZM108 261V262H107ZM120 261V262H119ZM125 261V262H124ZM169 261H171V262H169ZM186 261H189V262H186ZM245 261V262H244ZM29 262V263H28ZM42 262V263H41ZM51 262V263H50ZM112 262V263H111ZM129 262V263H128ZM147 262V263H146ZM158 262V263H157ZM260 262V263H259Z\"/></svg>",
    "mask_w": 264,
    "mask_h": 264
},
{
    "label": "clouds",
    "instance_id": "clouds-1",
    "mask_svg": "<svg viewBox=\"0 0 264 264\" xmlns=\"http://www.w3.org/2000/svg\"><path fill=\"white\" fill-rule=\"evenodd\" d=\"M84 191L87 192V188L85 187L84 188ZM68 195L72 198H76L77 197V192L76 191H71V192H68ZM81 199L83 197H80ZM85 203H87V200L84 201ZM91 231H94V229H92ZM93 251H95V249L93 248Z\"/></svg>",
    "mask_w": 264,
    "mask_h": 264
}]
</instances>
